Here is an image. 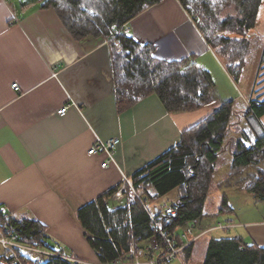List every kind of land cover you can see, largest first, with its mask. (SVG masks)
Segmentation results:
<instances>
[{
	"label": "crops",
	"instance_id": "1",
	"mask_svg": "<svg viewBox=\"0 0 264 264\" xmlns=\"http://www.w3.org/2000/svg\"><path fill=\"white\" fill-rule=\"evenodd\" d=\"M22 1L26 5L0 0V208L8 219L41 224L44 243L73 264H103L78 210L110 190L122 186L121 191L126 178L177 145L211 109L171 114L153 95L118 112L108 39L76 40L55 9ZM128 25L129 36L152 44L157 59H190L212 75L221 70L178 0L161 1ZM65 106L61 117L57 111ZM115 137L121 139L116 163L103 168L105 155L89 150ZM127 203L118 192L107 205L113 210ZM235 225L231 237L264 248V216ZM214 227L202 222L198 229Z\"/></svg>",
	"mask_w": 264,
	"mask_h": 264
},
{
	"label": "trees",
	"instance_id": "2",
	"mask_svg": "<svg viewBox=\"0 0 264 264\" xmlns=\"http://www.w3.org/2000/svg\"><path fill=\"white\" fill-rule=\"evenodd\" d=\"M39 1L43 8L58 12L76 40H83L89 36L109 39L113 29L163 0ZM179 1L198 22L208 44L213 42L229 59L230 75L239 79L245 71L250 51L247 34L256 26L263 0ZM120 42L121 52H117L113 42L110 43L118 112L123 113L153 95L171 114L207 107L211 111L187 130L177 145L128 178L132 188L124 185L123 194L128 201L125 206L111 210L107 205L121 186L78 210V219L103 264L134 261L156 237L144 203L151 205L154 212L161 208V201L174 208L175 214L168 218L173 222L177 244L182 246V234L188 227L195 221H199L198 227L203 222L219 159L227 147L233 148V157L226 186L242 189L264 201V96L251 97L248 104L242 101L216 104L213 102L215 84L212 76L196 62L157 59L152 44H141L130 36L122 35ZM261 69L264 70V51L258 72ZM258 75L256 83L260 81ZM233 133L239 136L234 137ZM174 190L178 191L176 199L164 201ZM228 211L234 212L225 200L220 212ZM4 214L0 208L1 230L8 227L32 245L43 244L47 239L41 224L34 220H5ZM198 227L188 233L189 238L204 232ZM214 231L206 234L205 239L202 236L196 240L179 255L190 257L195 247H201L205 240L204 264H264V248L231 236L212 235ZM45 264L73 263L54 259Z\"/></svg>",
	"mask_w": 264,
	"mask_h": 264
},
{
	"label": "rangeland",
	"instance_id": "3",
	"mask_svg": "<svg viewBox=\"0 0 264 264\" xmlns=\"http://www.w3.org/2000/svg\"><path fill=\"white\" fill-rule=\"evenodd\" d=\"M199 27L204 31L200 22ZM247 37L250 40V51L245 71L239 79L230 75L228 71L230 65L229 59L213 42H211L212 45H209L212 52L218 57V59H216L218 64L217 68H221L217 74H211L215 83L213 100L216 104H223L230 101L237 103L242 101L248 104L247 100H250L251 97L255 96V98H263L264 96V70L261 69L259 71L260 73L258 72L264 51V0L260 8L256 26L248 32ZM213 60L214 59H212L211 62H213ZM257 75L260 79L258 83H256ZM232 136L238 137L239 135L233 133ZM232 157L233 148L227 147L219 159L214 182L210 189L205 207V216L203 218V222L210 227L217 226L220 223L226 224L228 221L238 224L241 219L255 220L264 216L262 212H259L264 201H259L254 195L242 189L226 186L225 180L231 169ZM177 193L178 191L174 190L164 199V201L169 202L175 200ZM225 200H227L231 207L234 208V212H220ZM163 204L164 203L161 201L160 206ZM230 224L233 226L230 230H215L212 235L222 237L231 236L233 229L237 228V225L233 223ZM205 233L208 234L209 231L206 230L203 234ZM205 235L203 236L204 239L206 238ZM203 242H205V240ZM205 257L206 248H201L200 245H198L195 247L190 257L185 258V254L179 255L174 260L173 264H204Z\"/></svg>",
	"mask_w": 264,
	"mask_h": 264
},
{
	"label": "built area",
	"instance_id": "4",
	"mask_svg": "<svg viewBox=\"0 0 264 264\" xmlns=\"http://www.w3.org/2000/svg\"><path fill=\"white\" fill-rule=\"evenodd\" d=\"M130 33L131 28L128 23H126L121 27L113 29L108 43L113 42L117 52H121L122 44L120 42V37L122 35L129 36ZM13 89L16 92L20 91L18 84H14ZM68 109L69 106H65L58 110L57 114L64 117L67 115ZM120 145L121 139L116 137L107 141L98 140L89 150V155L104 154L106 160L103 162L102 167L107 168L116 163V156ZM125 183L132 188L128 178L125 179ZM123 191L124 187L118 192L122 193ZM144 209L150 217L151 229L156 234V237L151 239L145 246L143 257H137L132 262H117L114 264H173L174 260L186 247L206 234L193 235L192 238H189L188 233H193L198 227L199 221H195L188 227L186 232L182 234V239L184 240L183 245L178 246L177 238L174 236L172 230L173 222L168 218V216L175 214L174 208L172 206L162 205L161 208H158V210L154 212L151 205L144 203ZM3 218L8 219L9 215L4 214ZM232 227L230 223L219 224L208 231L210 233L214 230H230ZM235 239L239 240V237L236 236ZM0 245L5 252L1 257V264H45L54 259L72 261L56 254V252L51 250L50 245L46 243L32 245L25 242L18 233L13 232L8 227L3 230L0 229Z\"/></svg>",
	"mask_w": 264,
	"mask_h": 264
},
{
	"label": "water",
	"instance_id": "5",
	"mask_svg": "<svg viewBox=\"0 0 264 264\" xmlns=\"http://www.w3.org/2000/svg\"><path fill=\"white\" fill-rule=\"evenodd\" d=\"M23 5H26V3L25 2H23L22 0L20 1ZM158 210V209H157Z\"/></svg>",
	"mask_w": 264,
	"mask_h": 264
},
{
	"label": "bare ground",
	"instance_id": "6",
	"mask_svg": "<svg viewBox=\"0 0 264 264\" xmlns=\"http://www.w3.org/2000/svg\"><path fill=\"white\" fill-rule=\"evenodd\" d=\"M182 253V252H181Z\"/></svg>",
	"mask_w": 264,
	"mask_h": 264
}]
</instances>
